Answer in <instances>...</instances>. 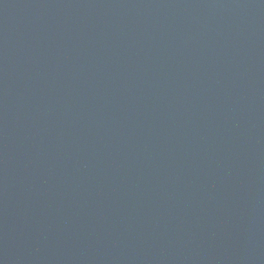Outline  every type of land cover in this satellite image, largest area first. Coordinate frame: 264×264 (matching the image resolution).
<instances>
[{
  "label": "water",
  "instance_id": "1",
  "mask_svg": "<svg viewBox=\"0 0 264 264\" xmlns=\"http://www.w3.org/2000/svg\"><path fill=\"white\" fill-rule=\"evenodd\" d=\"M0 264H264V0H0Z\"/></svg>",
  "mask_w": 264,
  "mask_h": 264
}]
</instances>
